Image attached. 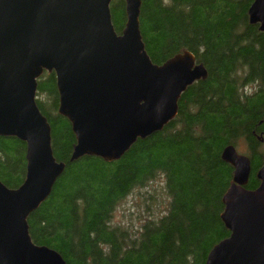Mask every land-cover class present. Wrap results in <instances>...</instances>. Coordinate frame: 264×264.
Masks as SVG:
<instances>
[{
    "label": "trees",
    "instance_id": "1",
    "mask_svg": "<svg viewBox=\"0 0 264 264\" xmlns=\"http://www.w3.org/2000/svg\"><path fill=\"white\" fill-rule=\"evenodd\" d=\"M254 1H143L141 33L154 64L191 51L209 75L182 95L176 119L139 140L119 161L83 157L70 162L76 137L59 115L55 73L42 75L37 104L52 128L54 156L66 168L28 219L35 244L56 250L67 264H206L213 247L230 236L221 219L234 175L222 159L227 146L247 145L252 170L246 188L260 186L264 32L249 21ZM111 14L121 34L125 0H114ZM26 152V143L0 136V181L11 189L25 180ZM160 178L170 196L165 214L139 230L116 224L119 203Z\"/></svg>",
    "mask_w": 264,
    "mask_h": 264
},
{
    "label": "water",
    "instance_id": "2",
    "mask_svg": "<svg viewBox=\"0 0 264 264\" xmlns=\"http://www.w3.org/2000/svg\"><path fill=\"white\" fill-rule=\"evenodd\" d=\"M113 1L0 0V136L27 145L23 184L11 189L0 181V264H67L56 250L33 242L28 223L66 168L54 156L52 128L37 104L45 72L56 75L59 115L76 137L70 162L119 161L176 119L182 95L208 78L190 51L154 64L140 27L144 0H125L121 34ZM249 18L264 32V0L254 1ZM222 159L234 168L221 215L230 236L213 247L206 264H264V163L260 186L248 190L251 158L229 145Z\"/></svg>",
    "mask_w": 264,
    "mask_h": 264
},
{
    "label": "rangeland",
    "instance_id": "3",
    "mask_svg": "<svg viewBox=\"0 0 264 264\" xmlns=\"http://www.w3.org/2000/svg\"><path fill=\"white\" fill-rule=\"evenodd\" d=\"M247 89L252 91V86ZM238 151L249 155V149L244 143H241ZM168 196L163 178L151 181L148 186L135 189L119 203L115 210L114 222L139 230L148 219L158 220L161 214H165L170 198Z\"/></svg>",
    "mask_w": 264,
    "mask_h": 264
}]
</instances>
